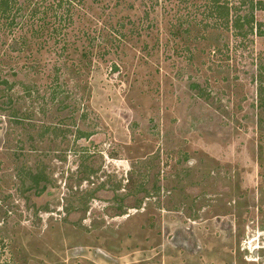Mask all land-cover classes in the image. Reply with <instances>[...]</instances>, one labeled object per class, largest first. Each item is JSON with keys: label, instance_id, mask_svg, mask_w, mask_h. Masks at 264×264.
I'll list each match as a JSON object with an SVG mask.
<instances>
[{"label": "rangeland", "instance_id": "rangeland-1", "mask_svg": "<svg viewBox=\"0 0 264 264\" xmlns=\"http://www.w3.org/2000/svg\"><path fill=\"white\" fill-rule=\"evenodd\" d=\"M148 5L126 0L112 18L77 7L66 71L83 61L81 75L62 65L54 95L38 76L10 84L28 106L44 96V112L27 128L0 115V264H264L251 66L264 39L239 51L211 30L207 41H167ZM120 24L124 42L98 58L104 29ZM228 43L225 60L212 55Z\"/></svg>", "mask_w": 264, "mask_h": 264}, {"label": "trees", "instance_id": "trees-1", "mask_svg": "<svg viewBox=\"0 0 264 264\" xmlns=\"http://www.w3.org/2000/svg\"><path fill=\"white\" fill-rule=\"evenodd\" d=\"M125 1L0 0V57L12 64L3 67L0 63L1 69H9V71H0V95H6V101L0 98V115L8 120L11 129L13 126H25L27 128L31 122L37 121L36 115H43L44 112L43 109H37L35 106L36 103L43 102L44 96L41 99H34L33 104L28 106L25 97L20 96L19 92L17 93L10 86V84L15 85V82L12 83V81H16L21 75L24 79L30 76H38L45 79L46 93L51 91V95H54V92L64 85V83L62 84V77L58 76L59 74L63 76L62 65H64V75H81L82 70L85 69V64L82 61L73 64L72 71H66L70 68L67 61L74 43L71 41L70 34L75 36L73 19L78 12L79 8L77 7L86 9V7H93L92 5L94 7L100 5V7H105L104 13L109 11L107 14L111 16L109 18H112L119 12L118 9L122 7ZM191 1L146 0V4H149L147 18H151L150 15L152 14L154 18L159 17L161 19L159 24L166 28L162 33L157 25V33L160 36H165L167 41L169 40L168 37L180 39L185 44L190 43L192 39L207 41V37L211 35L209 32L211 30L216 32V36L232 34L235 39L239 40L234 43L235 49L239 51L240 49H248L252 44L254 46L256 40L264 39V23L257 20L258 14L264 12L263 2L256 0H201V4H192ZM202 1L205 4H202ZM182 8L187 11L186 15H183ZM94 11L96 10L94 9ZM102 22L103 20L98 23ZM120 25V28L110 29V31L107 27L104 29L106 36L102 40H98L100 42L97 47L98 58L103 59L109 54L106 47L107 43L124 42L126 38V35L122 33L124 26ZM167 25H169L168 28ZM146 29L152 30L154 25L149 24ZM95 30L92 32L94 33ZM87 36L91 39L89 33ZM96 38L98 39V37ZM169 44H164V47L167 46L168 48ZM224 47L228 51L231 50L229 43L222 47L216 45L212 50V55L225 60ZM186 50L184 49V51ZM142 51L148 52V48L145 47ZM43 57H49L47 64L41 62ZM82 57H89L90 59V51H85V55L83 54ZM50 63H52L51 67H49ZM251 66L256 68L252 76L255 77L259 85V113L256 130L257 134L261 136L257 146L258 152H261L264 147V55L260 54L256 62L251 63ZM23 87L24 93L28 94L29 97L31 88L28 85L26 87L25 84ZM39 93L36 91L35 94L39 96ZM8 98L11 102H8ZM51 128L56 130L57 125L51 126ZM259 154L261 155V153Z\"/></svg>", "mask_w": 264, "mask_h": 264}]
</instances>
